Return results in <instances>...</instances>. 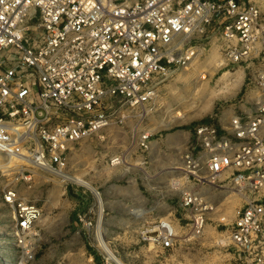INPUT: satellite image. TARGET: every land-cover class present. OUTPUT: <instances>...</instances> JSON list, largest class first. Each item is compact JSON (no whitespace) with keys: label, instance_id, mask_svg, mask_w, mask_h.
<instances>
[{"label":"built area","instance_id":"obj_1","mask_svg":"<svg viewBox=\"0 0 264 264\" xmlns=\"http://www.w3.org/2000/svg\"><path fill=\"white\" fill-rule=\"evenodd\" d=\"M208 30L228 64L256 61V96L253 110L233 114L222 131L196 128L198 146L182 161L197 185L182 199L189 235L204 233L214 199L232 190L241 204L221 243L264 264V15L251 0H0V158L23 172H68L73 145L147 113L158 85L197 58L193 41ZM139 145L150 147L149 134ZM5 201L16 204V194ZM17 205L20 236L41 210ZM142 234L174 245L168 220ZM100 247L92 264H125Z\"/></svg>","mask_w":264,"mask_h":264},{"label":"rangeland","instance_id":"obj_2","mask_svg":"<svg viewBox=\"0 0 264 264\" xmlns=\"http://www.w3.org/2000/svg\"><path fill=\"white\" fill-rule=\"evenodd\" d=\"M251 1L264 15V0ZM216 37L208 30L194 39L199 55L158 85L147 113L110 125L68 151L67 173L89 180L99 197L56 172H23L0 158V264H18L23 258L25 264H92L103 252L98 237L125 264H256L221 243L241 204L239 195L230 190L215 198L217 210L197 237L189 235V208L182 204L189 189L197 187L182 162L198 146L196 128L209 124L222 131L233 114L253 110L255 101L256 61L228 64ZM145 134L148 149L139 145ZM115 156H121V163L111 164ZM214 189L208 188L207 194ZM8 191L16 194V204L5 201ZM18 203L41 210L32 228L20 236ZM84 214L90 225L80 220ZM161 220L175 229L172 247L142 234Z\"/></svg>","mask_w":264,"mask_h":264},{"label":"bare ground","instance_id":"obj_3","mask_svg":"<svg viewBox=\"0 0 264 264\" xmlns=\"http://www.w3.org/2000/svg\"><path fill=\"white\" fill-rule=\"evenodd\" d=\"M59 176H61L63 179L65 180H71L73 182H76V183H79V184H82V185H85L87 187H89L92 191H94L95 194L98 195L99 197V192L98 190L92 185V183L89 181V180H86L84 177L80 176V175H71L67 172L65 173H57ZM102 235V234H101ZM100 238L99 242L101 243V246L105 249V250H111V247L109 246L108 244V241L104 238H101V237H98Z\"/></svg>","mask_w":264,"mask_h":264}]
</instances>
